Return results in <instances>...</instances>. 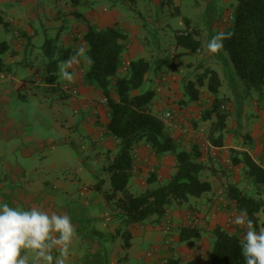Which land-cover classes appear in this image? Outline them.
I'll use <instances>...</instances> for the list:
<instances>
[{"label": "rangeland", "instance_id": "374dc122", "mask_svg": "<svg viewBox=\"0 0 264 264\" xmlns=\"http://www.w3.org/2000/svg\"><path fill=\"white\" fill-rule=\"evenodd\" d=\"M38 1L44 5L48 4L51 10L60 15L61 24L66 25V20L70 17L69 15H72L71 12L74 9L71 8L73 0ZM80 1L82 4L86 2L83 8L87 12L90 10L91 14L94 13L96 16L92 18L93 21H96L95 25L102 24L104 27L105 24H117L122 28H127L131 31L130 33L135 35L130 38L129 43L135 44L134 39L147 37L149 41L147 49L150 50L147 54L149 56L152 54L159 60L167 56V64H162L158 70H155V73L153 65H151L152 69L147 76L149 80L156 74V78L166 85L169 78L174 76L176 82L180 80L184 85L188 82L187 79L195 80L198 75L204 73L206 67L222 68L219 72L221 85L218 97L225 99L224 106L229 111L227 134L225 131L224 135L232 141L229 144L235 148L228 147L226 150H222L223 152L219 151L218 154H213L212 146L208 141L210 122L204 123L206 126L204 131L200 128L196 129L202 134V141L195 140L205 157L207 154L216 156V159L214 158L215 166L226 170L225 173H219L218 178L215 177L219 182L218 196L216 195L213 205L215 211L210 210L212 206H207L208 210L205 209L207 204L203 200L201 201L205 203L204 205L198 199L191 198L189 206L171 203L167 215L169 231L164 229L165 226L163 227L167 219H164L160 224L151 220L144 224L152 225L159 241L163 243V250H159V252L164 251L161 252L163 255H160V259L166 257L165 253L173 250L170 247L173 245L171 237L178 234L181 226L189 224L201 228L200 236L194 240L198 244L206 245L205 240L211 244L212 229L215 226H220L231 233H237L243 241L246 228L233 223L236 216L240 214L226 199L225 190L229 183L236 184L248 194H253L254 188L244 178L241 166L231 165L230 167L229 155L231 149L251 150L247 145L251 144L250 146H252L254 141H258L257 145L261 153L255 154L254 157L264 166V87L261 91L251 90L246 93L242 82L235 76L234 69L223 49L212 54L207 47L212 38L224 28L237 0H136L134 4L122 3L121 0ZM175 7L178 8V13H176ZM45 17H40L43 25L50 19V16ZM70 19L71 23L76 22L74 16H71ZM185 20L189 22V29L202 30V33L195 36L203 43L201 53H194L181 47L176 50L174 48L176 34L187 29ZM59 26V23L54 22L51 28L58 30ZM38 28L40 35L43 29ZM34 43L42 44L43 41L40 37H36ZM144 55V59L150 60L149 56ZM27 60H30L31 65L38 69L36 77H40V83L39 79L35 80L34 76H29L26 78V89L8 92L0 102V106H3L0 113L5 116L0 121V178L3 179L4 185L7 184L11 188L10 193H4L1 190L3 183L1 184L2 181H0V204L7 203L10 207L21 210L38 207L49 214L55 212L70 216L76 236L70 247V256L66 264H84V256H89L94 252H101L107 256L106 264H141L143 256H147L148 259L152 258L151 255L158 251L148 250L150 255H147L144 252L148 246L147 241L140 232L133 229L134 234L129 239V246L124 247L123 233L127 227L122 224L118 215L119 210L114 201H107L104 198V193L111 191L110 180L104 171L108 165V159L99 156L98 152L101 151V148L96 147V142H92L89 134L83 128L82 121L87 119L88 115L82 110L72 108L74 96L70 95L69 88H66V93L59 89L46 91L41 75L47 59L43 54L42 46L38 50L36 48L35 53ZM125 62L127 63V61ZM224 62H227L232 68L231 74L225 70ZM24 70L25 68L22 66L17 68L15 73L20 75ZM162 78L165 80H161ZM149 80L147 79L144 83L143 90L151 87ZM181 90L183 92V89ZM200 90L206 92L207 86L204 84ZM169 107V104L166 103V106H163L162 111H158L157 115L160 116ZM192 123L189 121L187 125L192 127ZM192 128L195 129V127ZM166 130L168 131V129ZM192 142L194 140L191 138L187 140L189 147ZM181 146L184 144L181 143ZM163 162H165L164 167L168 169L173 167L171 155H166ZM21 168L25 171L22 176H15L13 181L8 180L12 172L15 175ZM153 171L155 170H148L147 175ZM161 171L158 170V175H169L167 170ZM208 174V171L202 172L200 178L211 183L212 178ZM165 178L162 183L167 181ZM99 185H101V189L97 188ZM261 187V197L264 200V184ZM139 189L136 184L131 186L133 193L139 192ZM18 196H22V198L19 199ZM118 196L120 197L121 194ZM7 198L10 202L7 201ZM34 198V206L23 208L33 202ZM194 202H197V205H194ZM201 211L209 213V215L212 214L210 219L200 214ZM173 213L178 220L175 223ZM258 216L259 223L263 224L264 209ZM228 218L230 221L227 220ZM261 228H264V225H260L256 231L259 232ZM187 244L186 241L178 243L181 246L179 248L181 255L186 250ZM58 255L59 253L54 250L53 256ZM109 258L115 259V263H110Z\"/></svg>", "mask_w": 264, "mask_h": 264}, {"label": "trees", "instance_id": "16d2710c", "mask_svg": "<svg viewBox=\"0 0 264 264\" xmlns=\"http://www.w3.org/2000/svg\"><path fill=\"white\" fill-rule=\"evenodd\" d=\"M121 2L134 4L136 0ZM79 5L80 0L72 1V6ZM175 10L178 13V8ZM71 13L76 18L84 19L78 10ZM229 16L231 17H228L220 32H231L233 35L230 39L223 40V51L228 56L235 76L242 82L245 92L261 91L264 87V0H237ZM185 24L187 29L176 34L174 46L201 53L203 43L195 38L198 30L189 29L188 20H185ZM86 26L82 41L86 44V55L91 57L93 63L88 65L84 73V83L96 86L107 99L106 129L117 141V151L108 157V165L104 168L111 184V191L104 193V198L107 201H114L121 222L127 227L123 233L124 247L127 248L131 237V230L128 227L143 226L148 220L160 224L166 220L171 203L189 206L191 198L200 200L211 191V183L200 178L202 172L208 171L211 176L217 177L226 170L215 166V156L207 154L205 157L196 141L192 142L190 147L187 144L188 148L185 145L181 146L180 139L186 137L181 134L182 138L174 136L177 132L167 127L159 115L152 111L155 92L152 89H142L152 64L144 58L129 60L127 63L124 61L123 54L130 41L129 33L117 24L98 28L88 22ZM42 49L47 59L42 70V80L48 85V89H57L59 63L68 60L77 50L64 48L57 37L45 38ZM6 54H14V50L8 41L0 39V73L9 70L4 60ZM166 57L160 60L158 58L159 67L167 64ZM204 84L212 100L203 108L200 119L210 122L208 128L210 145L221 148L224 145L223 132L229 111L224 106L225 99L218 97L221 82L216 71L206 67L204 73L183 85L184 93L189 100H198L201 95L200 88ZM184 102L182 100V103ZM183 125L193 131L197 129L193 123L192 127L195 129ZM142 142L146 143L152 154L159 159L166 155L173 156L174 172L168 176L165 183H162L158 181V173L154 169L155 171L147 177V187L134 194L128 187L136 160L132 151ZM229 160L230 167L241 166L244 178L251 183L254 191L253 194H248L236 184L229 183L226 186L225 197L238 214L246 210L254 229L258 230L260 225H264L259 223L258 216L264 209V200L261 197L264 168L246 151L231 149ZM97 188L101 189V185ZM118 194L121 196L117 197ZM164 226H167L166 222ZM169 230L170 228L166 231ZM200 233L201 228L197 225L181 226L179 240L186 241L188 246L192 247ZM212 235L213 240L206 250V264H245L241 247L244 242L237 233L215 226ZM162 264L184 263L180 257H167Z\"/></svg>", "mask_w": 264, "mask_h": 264}, {"label": "crops", "instance_id": "0c3cea01", "mask_svg": "<svg viewBox=\"0 0 264 264\" xmlns=\"http://www.w3.org/2000/svg\"><path fill=\"white\" fill-rule=\"evenodd\" d=\"M85 1L86 0H84V2ZM85 4L86 3L83 4L81 3V5H79L80 7L78 6V8L77 6L74 7L71 5V8H74L72 10L73 11L78 10L84 16V19L76 18L74 16L76 18V22L71 23L70 18L73 15H69L68 12L67 14L70 16L68 20L70 21L66 20V25L63 26L61 24L60 15L54 12L53 10H51L48 4L44 5L38 0L37 1L36 0H0V39L8 41L9 38L8 43L10 44L11 49L14 50V54H6L4 57L5 63L9 66V70L6 73H0V102L3 101L4 95L7 94L8 92L12 93L15 90L26 89V84H27L26 78L29 76H34L35 80L39 79L38 82L40 83V77H36L38 69H36L35 66L31 65L30 60L29 61L27 60L29 56H32L35 53L36 48L38 50V48L43 44V43L42 44L34 43V39L36 37H40L43 42L45 38L57 37L58 42L61 43L64 48L68 47L77 50L79 47L83 46L86 49V44L82 41V35L86 31V27H87L86 25L88 22L91 24H94L96 22L95 20L94 21L92 20V18L96 16H94V13L91 14L90 10L89 12H87L83 8ZM45 16L48 17L50 16V19L46 23H44L45 25H43V23H41L42 20L40 19V17L44 18ZM54 22L60 24L58 30H54V28H51ZM96 26L98 28H102V24ZM106 26L109 25L105 24L104 27ZM38 27L43 29V32L40 35L38 34L39 33ZM124 29L126 30L127 33H129L130 38H133L135 36L133 35V33H130L131 31H129L127 28ZM49 30L52 31L48 32ZM201 31L198 30V35L200 34ZM20 33L22 34V36H19ZM134 43L135 44L128 43L127 49L123 54L124 61L128 62L129 60L144 58L143 57L144 54H145L144 56H149L147 54V52H150V50L147 49V45L149 44L147 37L143 36L141 39L140 37L134 39ZM174 48L175 50L178 49V47L176 46H174ZM149 58H150L149 61L152 62L153 65L152 68H154V73H155V70H158L159 68L158 65L160 64V62L158 61V58L152 56V54H150ZM65 61L59 63L58 85L56 88L61 90L63 93L67 92L65 91L67 90L66 88L70 89L71 91L70 95L74 96L73 97L74 99L72 101V108H74L75 110H82L83 113H86L88 115V118L83 119L82 121L83 128L89 134V137L91 138L92 142H96V147L101 148V151L98 152L99 156H104L106 159H108V157L110 158L114 154L115 149L117 148L116 145L117 141L115 140L114 137L108 134L106 129V123L108 122V112L106 106L100 103V100L103 97V95L96 88V86L84 83V73L88 67V63L83 58H80L79 64L73 65V67L67 69L69 73L73 74L74 82L69 83L67 80L62 79L60 76V68L63 66V63ZM224 65H225V70L229 71V73L231 74L232 68L227 64V62H224ZM22 66L23 68H25V70L21 72L22 74L18 75L17 73H15L17 72V68H20ZM211 68L214 71L217 70L216 73L218 74L219 77V72H221L222 68L219 67L218 69L215 66ZM175 78L176 77L174 76L172 78H169L170 80L166 82L167 83L166 85H163V83L160 82L159 78H156V74L153 75L150 78V80L149 77L146 78V80L148 79L151 82V87L149 89H152L155 92L153 104L151 107L152 111L155 114H157L158 111H162L161 110L162 107L166 106V103H168L170 107L167 110L171 111L174 114L175 118L180 123L187 125L189 121H192L197 128H200L201 130L204 131L206 128L204 123H207L209 121H203L200 119L201 116L200 110H202L204 107H207L209 105L210 101L212 100L211 94L208 91L204 92L200 90L202 95L199 97L198 100H194V101L189 100L188 96L185 95L184 93L183 82L182 81L180 82V80L178 79H177L178 81L176 82ZM161 80L164 81L165 78H162ZM188 80L189 79H187V81ZM47 87L48 85L45 84L46 91L47 90L56 91V89L54 88L48 89ZM181 89H183V92ZM73 91H75L76 93L73 94ZM182 100H184L185 102L182 103ZM1 109L3 110L2 105L0 106V110ZM8 115L10 116L11 114L9 113ZM4 117L5 116L0 113V121H2ZM227 129L228 127L226 122V128H225L226 134H227ZM224 132H223L224 145L221 148L212 146V152L214 155L218 154L219 151L223 152L222 150H226L228 147L235 148L231 146V144H229L232 143V141L228 140L229 138L227 136L225 137ZM174 136H179L182 138V136H180L179 133H176ZM188 139L189 138L186 137L180 140L181 143L186 146ZM257 142L258 141H254V143H252V146H250L251 144L247 145L248 149L251 150H246L245 148L243 149L238 148V149L246 151L254 159L256 163H258L261 167L264 168V166L260 164L258 161H256L254 157L255 154L261 153L258 148ZM93 147H95V144H93ZM135 149L138 150V153H137V159L134 162L133 175L128 183L130 192L133 193V191H131V186L133 184L138 185L140 188L138 190L139 192H136L134 194L140 193L142 190H144L147 187V177H148L147 171L150 169L151 170L156 169L157 173L158 170L159 171L162 170L163 172L167 170L169 175H171L174 172L175 162L173 156H171V163H173L172 164L173 167L168 169L163 166L165 163L163 161L166 158V156L161 157L160 159L155 157V155L152 154L149 146L146 143L143 142L139 143L135 147ZM24 173L25 171L21 168L17 170V173L15 175L12 172L8 180L10 179L11 181H13V179L16 178L15 176L19 177L22 176ZM169 175L167 174V176H161L159 174L158 181L162 182L164 177H166L165 179H167ZM208 175H210V173ZM211 178H212L211 181L212 189L209 193L201 197L199 202H201L202 205H204L205 203L207 204L205 209L208 210L207 206L209 207L212 206L210 210L215 211L213 205L215 204L214 199L216 198V195L218 193L217 188H219V182L215 177L211 176ZM0 181H2L1 182L2 184L3 179L0 178ZM1 190H3L4 193H10L11 188L7 186V184L4 185L3 183L1 185ZM18 198L21 199L22 196H18ZM201 200H203L205 203H203ZM7 201L10 202L8 198ZM196 203L197 202H194L193 204L197 205ZM34 205H35V198L33 202L25 205V207L23 208H28L29 206H34ZM200 214H202L205 217H208L209 219L210 216L212 215V214L209 215V213L206 214V212L204 211H201ZM172 216H174V223L177 222L178 220L177 217L174 215V213ZM128 229L131 230V235L134 234L132 229L142 234V237L147 241L146 243L148 245L144 251L146 252V254L150 253L148 252V250L151 249H155L156 251H158L155 252V254L151 255L152 258L148 259L146 258L147 256L146 257L143 256L141 264H162L163 260L167 257H180L182 258L183 263L186 262V264H206V250L210 246V244L206 242V240H205L206 245L198 244L197 242L196 243L194 242L192 247H189L187 244V246L185 247L186 250L181 255V252L179 250L181 246L178 245V243L181 242L179 240V231H178V234L173 235L171 237L173 250L165 253L166 257L164 256L165 258L160 259V255H163L161 252H164V251L159 252V250H163V246H162L163 243L159 241V237L155 231V228L152 225L150 224L148 225L144 224L143 226L137 225L136 227L133 228L128 227ZM109 259H110V263H115L116 261L115 259L112 258ZM84 260H85L84 264H106V260H108V258L101 252H94L89 256L85 255ZM118 261L120 262V260H117V262Z\"/></svg>", "mask_w": 264, "mask_h": 264}, {"label": "clouds", "instance_id": "9594fccd", "mask_svg": "<svg viewBox=\"0 0 264 264\" xmlns=\"http://www.w3.org/2000/svg\"><path fill=\"white\" fill-rule=\"evenodd\" d=\"M232 35L231 32L217 33L208 43V51L220 52L223 40ZM80 58L89 66L93 63L85 47H79L60 68L62 79L74 82L73 74L67 69L79 64ZM233 223L246 228L241 246L245 264H264V228L257 232L246 210L236 216ZM75 236V228L67 214H49L38 207L21 210L7 203L0 204V264H66ZM54 250L59 253L56 257Z\"/></svg>", "mask_w": 264, "mask_h": 264}, {"label": "built area", "instance_id": "2783aa9c", "mask_svg": "<svg viewBox=\"0 0 264 264\" xmlns=\"http://www.w3.org/2000/svg\"><path fill=\"white\" fill-rule=\"evenodd\" d=\"M231 17V16H229ZM123 70H125V66L123 67ZM76 92L73 91V94H75ZM100 103L104 106H106L107 104V99L105 97H102L100 100ZM160 120H162L164 122L165 125H167V127H169L171 130H173L174 132H177L187 138H191L194 141H202V134L199 133L198 131H193L191 129H189L188 127H186L185 125L181 124L173 115V113L169 110L165 111L164 113H162L160 116ZM137 153L138 150L137 149H133L132 151V155L134 159H137ZM166 224L167 226H165V230H168V224H169V219L167 218L166 215ZM228 221H230V218L227 219ZM147 255H150V253H147Z\"/></svg>", "mask_w": 264, "mask_h": 264}]
</instances>
